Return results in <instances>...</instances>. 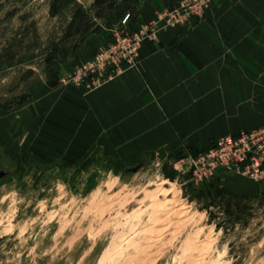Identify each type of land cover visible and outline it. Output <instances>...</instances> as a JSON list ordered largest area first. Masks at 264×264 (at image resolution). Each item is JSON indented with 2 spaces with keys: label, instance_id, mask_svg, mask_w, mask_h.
<instances>
[{
  "label": "rangeland",
  "instance_id": "obj_1",
  "mask_svg": "<svg viewBox=\"0 0 264 264\" xmlns=\"http://www.w3.org/2000/svg\"><path fill=\"white\" fill-rule=\"evenodd\" d=\"M165 45L202 126L116 125L113 82ZM260 126L264 0H0V264H264V187L194 177Z\"/></svg>",
  "mask_w": 264,
  "mask_h": 264
},
{
  "label": "crops",
  "instance_id": "obj_2",
  "mask_svg": "<svg viewBox=\"0 0 264 264\" xmlns=\"http://www.w3.org/2000/svg\"><path fill=\"white\" fill-rule=\"evenodd\" d=\"M195 69V63L179 48L168 49L165 45L144 56L139 70L128 72L113 82L110 107L116 112L115 124L139 127L143 123L147 127H160L172 119V123L178 126L179 118L186 117L193 121L190 126H202L201 113L207 112L208 108L201 98H197L200 93L196 92L195 80L201 76ZM153 117L155 122H152ZM156 119L164 123L160 124L161 121L159 123ZM188 125L182 124L181 127Z\"/></svg>",
  "mask_w": 264,
  "mask_h": 264
},
{
  "label": "built area",
  "instance_id": "obj_3",
  "mask_svg": "<svg viewBox=\"0 0 264 264\" xmlns=\"http://www.w3.org/2000/svg\"><path fill=\"white\" fill-rule=\"evenodd\" d=\"M219 170L250 177L264 187V126L225 136L194 161V177L203 182Z\"/></svg>",
  "mask_w": 264,
  "mask_h": 264
},
{
  "label": "water",
  "instance_id": "obj_4",
  "mask_svg": "<svg viewBox=\"0 0 264 264\" xmlns=\"http://www.w3.org/2000/svg\"><path fill=\"white\" fill-rule=\"evenodd\" d=\"M7 175L6 171H0V177ZM228 186L229 191L235 196L242 197L252 195L258 198L261 195L262 185L259 181L243 175H233L218 179Z\"/></svg>",
  "mask_w": 264,
  "mask_h": 264
},
{
  "label": "bare ground",
  "instance_id": "obj_5",
  "mask_svg": "<svg viewBox=\"0 0 264 264\" xmlns=\"http://www.w3.org/2000/svg\"><path fill=\"white\" fill-rule=\"evenodd\" d=\"M163 184H164V185L168 184V181H165Z\"/></svg>",
  "mask_w": 264,
  "mask_h": 264
}]
</instances>
